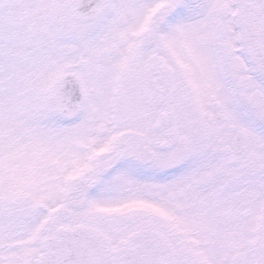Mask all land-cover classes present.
<instances>
[{"label": "snow or ice", "instance_id": "1", "mask_svg": "<svg viewBox=\"0 0 264 264\" xmlns=\"http://www.w3.org/2000/svg\"><path fill=\"white\" fill-rule=\"evenodd\" d=\"M0 264H264V0H0Z\"/></svg>", "mask_w": 264, "mask_h": 264}]
</instances>
